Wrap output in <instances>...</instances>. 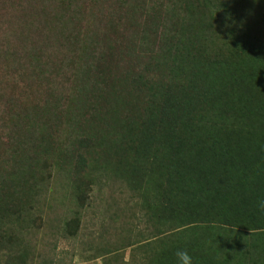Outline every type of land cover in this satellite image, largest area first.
I'll use <instances>...</instances> for the list:
<instances>
[{
	"label": "trees",
	"instance_id": "trees-1",
	"mask_svg": "<svg viewBox=\"0 0 264 264\" xmlns=\"http://www.w3.org/2000/svg\"><path fill=\"white\" fill-rule=\"evenodd\" d=\"M54 172L63 236L94 177L139 198L149 231L121 226L111 264H264V0L1 4L0 264L40 257Z\"/></svg>",
	"mask_w": 264,
	"mask_h": 264
},
{
	"label": "rangeland",
	"instance_id": "rangeland-1",
	"mask_svg": "<svg viewBox=\"0 0 264 264\" xmlns=\"http://www.w3.org/2000/svg\"><path fill=\"white\" fill-rule=\"evenodd\" d=\"M6 1L12 0H0V5ZM103 6L100 2L96 5L95 17H104L107 8ZM26 8L31 9V6ZM115 23L117 21H114V26ZM107 26L106 23L101 25L100 36H109L105 29ZM66 179L62 174L54 172L46 190L39 195L38 203L44 214L45 227L42 234L37 235V243L32 249L34 255L40 257L32 259L28 264H111L114 260L99 256L98 248L113 243L121 226L133 229V233L149 231L146 218L138 208L139 198L134 197V193L123 182L118 180L102 185L101 179L94 177L87 197L83 200V207L79 210L80 221L76 234L63 236L61 231L55 233L50 226V219L62 213L69 217L76 209L72 187ZM133 233L132 236L135 235ZM129 256L127 249L119 253L122 260H127Z\"/></svg>",
	"mask_w": 264,
	"mask_h": 264
},
{
	"label": "clouds",
	"instance_id": "clouds-1",
	"mask_svg": "<svg viewBox=\"0 0 264 264\" xmlns=\"http://www.w3.org/2000/svg\"><path fill=\"white\" fill-rule=\"evenodd\" d=\"M178 264H193V259L187 250H177L175 253Z\"/></svg>",
	"mask_w": 264,
	"mask_h": 264
}]
</instances>
